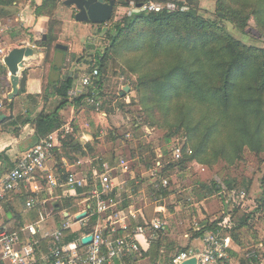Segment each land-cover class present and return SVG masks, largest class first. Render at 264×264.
Instances as JSON below:
<instances>
[{"label":"trees","instance_id":"trees-1","mask_svg":"<svg viewBox=\"0 0 264 264\" xmlns=\"http://www.w3.org/2000/svg\"><path fill=\"white\" fill-rule=\"evenodd\" d=\"M12 1L0 0V16L5 13L4 7ZM129 1L143 4L149 0H127V3ZM215 1L218 6L216 20L200 16L197 0H176L174 2L177 8L172 11L162 9L158 12H135L124 16L106 32L108 47L101 52L97 50L94 64L86 70L85 74L90 75L97 69V75L92 78L91 84L83 87L86 93L72 98L69 91L76 80L75 72L62 73L50 82L51 91H44L45 99H57V104L51 111L27 110L19 117L10 118L3 125V129L16 132L20 126L31 124L34 127V143L60 129L64 124L61 110L67 106L76 109L85 98L96 102L102 97L107 62L116 55L125 57L131 51L133 57L125 60V63L131 71L138 73L133 87L147 118L151 123L167 122L169 119L174 125L166 141L177 133L186 135L181 158L172 159L162 168L160 175L170 169L182 170L192 160L202 164H209L218 158L233 162L242 156L245 149L256 155L263 154L264 157V47L247 45L223 27V22L227 21L234 28L244 31L247 22L253 18L261 37L264 38V0ZM56 7L57 0H43L35 6V13L48 15ZM54 41L53 34L47 40L42 37L41 46L49 48ZM54 50L67 53V50L56 46ZM74 51V48L70 51L71 61L75 57ZM152 64H158L157 68H150ZM52 67L59 70L55 65ZM0 75H6V67L1 62ZM3 81L5 84L6 80ZM6 85L8 87L7 83ZM23 91L24 89L21 90ZM3 107L12 108V101L3 102L0 114ZM101 107L99 105L98 109ZM155 117L158 119L154 121ZM59 142L62 152L58 154L55 151L57 158L66 155L72 160V154L78 153L95 157L91 143L82 145L73 132L62 135ZM187 149L191 152L187 153ZM137 158L145 168L150 166L145 156L140 154ZM0 160L5 162L7 169L14 165L4 152H0ZM104 163L111 164L104 156L93 158L92 166L101 168ZM87 178L89 185V175ZM261 181L264 188V174ZM225 183L231 188V181L227 180ZM200 186L208 194L221 190L219 184L213 180L209 185L200 183ZM87 188L77 187L76 191L81 193ZM166 188L160 187L162 195L168 193ZM26 196V192L13 196L10 194L0 201L5 212L11 216V220L4 221L0 227L3 226L8 231H18L22 227V222L18 223V219L23 218L22 209ZM76 199L68 198L64 206L73 204ZM255 214L264 215V189L256 198V208L239 217L230 232L232 242L240 249L234 252L230 250V253L240 264L260 263L259 259L244 256L241 252L244 246L234 236ZM97 221L98 215L90 210L87 225L81 228V233H91ZM218 222H202L201 228L194 232V238L202 235L204 230H214ZM157 241L155 246L159 249L160 241ZM259 242L264 247V236ZM185 249L187 247L177 251ZM169 260L168 264H171V258Z\"/></svg>","mask_w":264,"mask_h":264},{"label":"rangeland","instance_id":"rangeland-1","mask_svg":"<svg viewBox=\"0 0 264 264\" xmlns=\"http://www.w3.org/2000/svg\"><path fill=\"white\" fill-rule=\"evenodd\" d=\"M42 1L13 0L10 5L4 7L5 13L0 16V62L2 64L3 57L11 48L34 46L36 50L43 53L44 65L50 64V69L54 65L57 66L59 75L69 71L76 72L77 76L84 75L86 70L94 64L97 50L101 52L108 47L106 32L115 22L135 12H149L141 10L134 1L127 3V0H115L110 20L101 25L76 22L74 20L76 8L65 6L62 3L63 0H57L56 9L48 15L36 14L35 6ZM174 1L176 0L147 2L159 3L164 9L172 11L177 8ZM167 4H172L173 9H168ZM197 6L200 16L216 20L218 6L215 0H197ZM223 27L229 34L247 45L264 47V38L261 37L253 18L247 22L244 31L234 28L227 21L223 22ZM52 34L55 35L52 45L49 48L41 46L43 35L44 40H47ZM57 43L68 47L66 54L54 50ZM73 48L75 57L71 61L70 54ZM130 53L131 51L127 52L125 57L116 55L113 60L107 62L102 97L96 102L87 98L83 99L72 113L71 106H67L63 109L61 116L64 120L74 117L73 121H69L71 129L68 133L73 132L79 142L85 141L77 137L78 134L75 132L77 128L91 135L90 142L94 144L93 156L96 159L103 156L109 159L111 164L108 163V165L114 169V180L123 186L127 185L126 189L130 192H136L135 206L142 207L149 219L156 216L162 220L164 228L159 233L161 258L157 263L168 264L177 250L200 246L201 235L194 238V232L199 230L197 228L204 221L208 223L221 221L228 215L231 218L232 229L227 231V234L231 238L230 232L239 217L256 208V198L264 189L261 181L264 174V157L263 154L256 155L245 149L242 156L233 162L218 158L209 164H202L192 160L187 162L182 170L170 169L160 175L162 168L173 159L172 149L186 144V135L177 133L166 141L174 125L169 122V119L167 122L151 123L147 118L144 109L138 103L133 87L138 73L131 71L125 63V60H131L133 57ZM157 66L158 64H152L150 68L156 69ZM2 77L6 80V75H0L1 104L5 100L8 101L7 94L10 92L6 82L5 84L4 81L2 82ZM75 86L82 87L79 82ZM126 87H129L128 91ZM78 89L80 91H76V94L71 92L72 98L86 93L83 87ZM118 95L121 97L117 98ZM99 105L102 107L98 109ZM157 119L155 117L154 121ZM140 154L146 157L149 167L145 168L140 163L137 158ZM122 161H125V166L121 163ZM124 168L127 173L122 172ZM163 179L167 181V184L163 183ZM212 180L219 184L221 190L208 194L200 183L209 185ZM227 180L231 181V188L225 183ZM160 187H167L165 190L168 193L162 195ZM85 198H89V193H83L73 203L81 208ZM156 208H160L159 214H155ZM235 209L237 211H234ZM234 236L243 244L244 248L241 252L244 256L250 250H256L264 256V249H262L264 247L259 242L264 236V215L255 214L242 230L235 232ZM254 242L257 243L253 245ZM237 250L240 251L239 248Z\"/></svg>","mask_w":264,"mask_h":264},{"label":"built area","instance_id":"built-area-1","mask_svg":"<svg viewBox=\"0 0 264 264\" xmlns=\"http://www.w3.org/2000/svg\"><path fill=\"white\" fill-rule=\"evenodd\" d=\"M167 8L173 9L172 4H167ZM140 9L158 12L164 8L159 3L145 2L141 4ZM96 75L97 69H94L90 75L81 76L79 85L82 87L90 85ZM73 93L76 94L75 90ZM69 131V128H60L50 132L16 159L14 165L0 177V201L14 194L22 186H29L27 188L30 194L25 200V208L34 212L40 204L39 193L43 190L42 187L33 186V183L38 182L39 177L45 178V193L47 192L49 197L57 189L60 190L62 198L70 191H75L77 187H88L82 192V194L89 193V198L83 200V211L87 214L89 210H93L98 215L94 229L78 240L65 243L63 233L71 227L69 220L50 231L40 228L43 218L37 217L18 231H8L2 226L0 227V264H113L116 260H122L139 252L140 244L136 238L138 235L152 236L164 228L160 218L138 222V215L135 212L124 213L117 210L119 200L116 199L115 193L114 169L107 163L101 168L88 167L85 169V175L70 173L63 181L53 172L42 175L46 171V162L51 156L55 143ZM182 147L175 146L172 149L173 160L181 158ZM186 152L191 151L187 149ZM121 163L124 166L126 164L125 161ZM87 175L90 177L89 185ZM162 181L167 184L165 179ZM32 187L36 191H30ZM77 222L84 225L83 220ZM231 225V218L227 215L218 222L214 230L203 231L200 236V247L178 251L172 256L171 264H181L193 257L196 258V264H234L229 256L231 238L227 234L232 228ZM200 228L201 226L197 229ZM88 235L92 237L91 241L83 244L81 239ZM43 240H47L46 251L42 250ZM245 257L259 259V264H264V258L256 250H250Z\"/></svg>","mask_w":264,"mask_h":264},{"label":"crops","instance_id":"crops-1","mask_svg":"<svg viewBox=\"0 0 264 264\" xmlns=\"http://www.w3.org/2000/svg\"><path fill=\"white\" fill-rule=\"evenodd\" d=\"M43 53L37 50V54L29 59H26V62L24 63L25 67V73H26V82L24 91H19L16 96L12 100V108L6 109L3 107L2 113L0 115L3 116V119L0 120V152H4L6 157L10 162H15L16 159L28 148H30L35 140L33 138L34 134V127L31 124H25L23 126H20V128L16 132H11L10 129H3V125L7 123L10 118L12 117H19L20 115L24 114L27 110L32 111L35 109V111H41L42 109L45 111H51L55 104L57 103V99L55 97H50L49 99H45V93L50 92V82H53L56 80L59 76L58 70H55L53 67L50 69V64L44 65L43 61ZM7 70V69H6ZM52 72V73H51ZM86 75V74H84ZM9 73L7 71L6 74V83L8 84V90H11V86L8 79ZM76 80L74 83V86L77 85L79 82L81 76L74 74ZM49 84V86H48ZM69 91H80L78 88L82 87H74ZM75 88V89H74ZM21 92V93H20ZM8 93V92H7ZM8 95V94H7ZM73 107L71 106V113L73 111ZM61 110V115H62ZM74 117H70L64 120V124L61 127L62 129L69 128V121H73ZM81 127V126H80ZM76 128V127H75ZM71 129V128H69ZM81 130V129H80ZM62 132V130H60ZM77 132V137L81 141L82 145L85 143H91V145L94 147L93 142H90L92 140L91 135L84 131L77 128L75 130ZM62 134V133H60ZM59 141L55 143L54 149L51 151V156L48 158L46 162V171L42 173V175H46L48 172H53L59 178L63 181V179L70 173H75L78 175H85V169L88 167L94 168L96 166H92L93 158L90 157V155L83 156L81 154H72L74 158L70 160L66 155H61L60 158H57V153L61 154L62 150L60 149ZM85 150V149H84ZM57 151V153L55 152ZM5 162H1L0 160V177L8 170L5 168ZM124 168L122 172H125ZM60 176L62 178H60ZM114 183L116 184L115 193H116V199L119 202L122 203V201H125L121 204L122 207H120V203L117 204V210H120L124 213H127L128 211H133L138 215V222H142L144 220H150L152 218H155L156 216L151 217L150 219L146 217L145 211L142 207L135 206V191H129L126 189L127 185L119 184L114 180ZM36 185L37 187H42L41 193H39V200L40 204L38 205L37 209L33 212L32 210H27L25 208L22 209V220L18 219V223L22 222V226L32 223L36 217L37 218H43V221L40 223V228H43L45 230H53L54 228H57L61 225L62 222L69 220L71 222V227L66 229L63 233V241L65 243H69L73 240H78L82 235H85L84 233H81V228L87 225V216L82 219H77L78 214L85 212L83 211V207H76V204H71L67 207L64 206L65 201L68 198H78L81 193H78L75 191H70L66 197H60V190L57 189V191L54 192L52 196L49 197L47 192L45 193L46 188V182L45 178H38L37 183H33V186ZM29 186H22L19 188L18 191H16L13 195H19L23 193H27V196L30 194L29 192ZM30 191H36L33 190V187L30 189ZM40 192V191H39ZM26 196V198H27ZM9 198H11L9 196ZM132 199V200H131ZM26 200V199H25ZM134 202V203H133ZM60 205V206H59ZM93 208V205H92ZM160 208H156L154 211L155 214L160 213ZM159 218V217H156ZM11 216L10 214H7L3 208V206L0 204V224H3L4 221H10ZM78 220H83L84 225H82L80 222H77ZM95 227V226H94ZM94 229V228H93ZM87 234V233H86ZM137 240L140 244V250L138 253L132 254L131 256L125 257L122 260H116L113 264H158L157 262L160 260L161 255H159L161 249L159 250L158 247L156 248V242L159 240V233H155L154 235H138ZM82 240V239H81ZM230 250L231 251H237L236 245L232 242H230ZM42 250H47V240H43L42 243ZM200 246H197L195 248H198ZM192 248V247H187ZM229 250V256L230 260L234 264H240L238 259L231 255V251ZM158 251V252H157ZM176 251L175 253H177ZM174 253V254H175ZM173 254V255H174ZM172 255V256H173ZM160 256V257H159ZM171 256V258H172ZM130 259V260H129Z\"/></svg>","mask_w":264,"mask_h":264},{"label":"water","instance_id":"water-1","mask_svg":"<svg viewBox=\"0 0 264 264\" xmlns=\"http://www.w3.org/2000/svg\"><path fill=\"white\" fill-rule=\"evenodd\" d=\"M65 6H74L76 13L74 20L76 22H90L94 24L105 23L110 20L115 4V0H63ZM141 4H137L140 7ZM43 38L45 36L43 35ZM57 48L67 50L66 45L60 43L55 44ZM37 54V50L31 46H18L11 48L3 58V64L9 73V83L11 90L7 98L12 100L19 91L23 90L26 82V73L24 63L26 59L32 58ZM129 87H126V91ZM3 116L0 115V120ZM86 216V212L78 214L77 219H82ZM92 237L90 235L82 238L83 244H88ZM181 264H196V258H190L183 261Z\"/></svg>","mask_w":264,"mask_h":264},{"label":"flooded vegetation","instance_id":"flooded-vegetation-1","mask_svg":"<svg viewBox=\"0 0 264 264\" xmlns=\"http://www.w3.org/2000/svg\"><path fill=\"white\" fill-rule=\"evenodd\" d=\"M107 1V0H106Z\"/></svg>","mask_w":264,"mask_h":264}]
</instances>
